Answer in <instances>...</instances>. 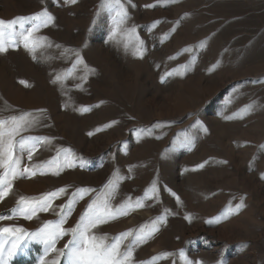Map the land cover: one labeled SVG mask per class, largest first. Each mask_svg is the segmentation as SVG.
Instances as JSON below:
<instances>
[{"label": "rangeland", "instance_id": "obj_1", "mask_svg": "<svg viewBox=\"0 0 264 264\" xmlns=\"http://www.w3.org/2000/svg\"><path fill=\"white\" fill-rule=\"evenodd\" d=\"M101 3L0 0L5 21L41 11L55 18L33 33V39L47 38L35 60L19 41L16 49L0 54V117L44 109V126L22 135L51 138L30 161L23 154L20 170L58 163L67 149L75 161L59 174L56 167H45L43 175L38 170L12 180L0 216L11 215L22 196L38 199L61 187L68 193L53 200L52 210L31 219L0 220V228L35 233L59 219V206L76 188L99 192L118 175L124 178L116 185L113 206L127 197L144 198L145 206L98 226L93 230L98 238L110 243L126 231H147L151 221L168 213L154 238L134 250L132 264L153 258L154 264H264V0H122L128 12L124 23ZM140 41L142 58L134 55ZM72 49L96 74L81 82L77 72L62 90L52 81L72 68ZM189 63L191 71L175 74ZM252 103L256 109L244 113ZM72 107L91 110L73 112ZM198 124L207 132L194 127ZM190 126L193 145L175 146L178 134ZM5 173L0 169V176L11 179ZM154 182L156 197L147 199ZM96 194L77 201L64 228L78 223ZM241 198L245 207L238 214L207 223ZM20 236L0 234L5 254ZM70 239L64 236L56 248L64 249ZM41 257L45 264L58 259L56 252L45 256L44 245L30 237L12 257L5 256L6 264H38Z\"/></svg>", "mask_w": 264, "mask_h": 264}, {"label": "snow or ice", "instance_id": "obj_2", "mask_svg": "<svg viewBox=\"0 0 264 264\" xmlns=\"http://www.w3.org/2000/svg\"><path fill=\"white\" fill-rule=\"evenodd\" d=\"M66 3L76 4L77 0H65ZM101 9L114 12L115 16L119 17V23H124L128 18V12L125 9L122 0H102L100 5ZM55 18L49 14L47 11L37 12L32 16L17 17L10 21H5L0 19V54L8 52L9 48L16 49L18 47V41L23 43V47L28 51L32 58L36 59V51L40 47L45 46V37H37L33 39V33L38 32L41 28L47 27L49 24L54 23ZM30 25V27L25 28V25ZM17 25H19L20 31H17ZM135 32V28L131 29ZM141 47H137L134 55L143 56V41H140ZM48 47L52 45L48 44ZM56 47H60L57 45ZM200 47H204L203 44ZM72 55L75 56V61L72 64V68L64 73H58L54 75L53 83L60 84L63 90V85L68 79L75 76L77 72L81 74L77 77L81 82H85L89 75H95V69H90L87 64L84 63L80 56L78 50H68ZM191 51V50H186ZM83 66L82 69L78 66ZM193 67L192 63L184 64L180 66L179 70H174L175 74H183L185 72L191 71ZM171 76L173 73H168ZM163 82V78H162ZM22 84H26L25 81H21ZM79 87V85H78ZM66 102V106H67ZM257 105L255 103L249 104L243 110L244 113H250L256 109ZM91 109L88 107H72L73 112L86 113ZM46 110L40 109L37 112H22L19 115H10L8 117H0V169H5V175L11 179H5V176H0V202L11 192L12 180H15L17 176H24L25 173L28 177L35 176L39 170L40 174H44L45 167H56L57 171L54 174H59V169L71 168L75 166V161L71 158L73 153L71 149L65 150V155L62 161L53 164L52 161L48 162L47 165H37L35 168L25 167L20 170L21 160L23 154L27 153V159L30 161L32 159L33 153L37 150L39 145L51 143V138L47 136H25L22 133L29 132L37 127L44 126L43 120L46 117L43 113ZM240 116L241 114H236ZM227 119H232V117H227ZM117 123L116 121L112 122ZM158 123L156 127H160ZM192 127L182 131L178 134L177 140L174 142L175 146L178 147H188L193 145L194 137L192 136ZM197 129L207 132V128L203 125L194 126ZM141 132L147 131L149 134L151 130L141 129ZM92 133H89L91 135ZM19 137V139H17ZM79 159V158H78ZM80 167H84V163L81 162ZM203 167V165H201ZM131 171V169H129ZM124 177H119L118 175L110 180L102 190L97 192L96 189L79 187L71 192L68 202L59 206V210L56 214L59 216L57 221H48L45 225L35 233H27L23 228H0V234L11 233L15 235L16 232L21 233L20 237H17L11 247L5 254V250L2 245H0V264H6L7 255L8 258L12 257L22 240L31 238L37 243L44 245L45 256L52 252H56L58 259L52 261V264H60V259H64V264H132L134 258V250L147 243L150 239L154 238L155 233L160 230V226L166 223L167 211L161 216L156 217L151 221L152 227L145 231L144 227H141L133 231H126L121 233L119 236L112 238L110 243H105L106 237H97L93 230L102 224H106L110 221L127 215L130 211L143 208L145 205L143 199H137L133 202L131 197H127L124 201L120 202L118 205L113 206L112 201L117 195L116 185L119 183L120 179ZM97 193L89 203H87L83 213L79 217L78 223L74 227L64 228L63 225L66 223L68 216L73 212V207L78 200H82L86 195L92 193ZM156 183L152 184L146 194L147 199H155L156 197ZM68 188L61 187L56 191L47 193L37 198H25L20 197L17 202V207L12 209V213L9 216H0V220L12 219L15 216H22L24 219H31L36 216L39 212H47L52 210L53 200L60 197L61 195L67 194ZM175 195V194H173ZM177 203H180L179 196H176ZM245 207L244 199L241 198L240 203L235 205V207H228L221 217L216 220H209L207 223H217L220 219H226L229 216L238 214ZM186 219H191L190 216H186ZM71 236V239L65 245L64 249L58 250L56 248V243L58 240L62 239L64 236ZM131 240L128 244H124V241ZM123 248V250H122ZM165 257L172 255V253H164ZM183 256V251L180 253ZM157 258H153V261L148 262V264H154ZM38 264H45V260L41 257ZM191 264V262H188Z\"/></svg>", "mask_w": 264, "mask_h": 264}]
</instances>
